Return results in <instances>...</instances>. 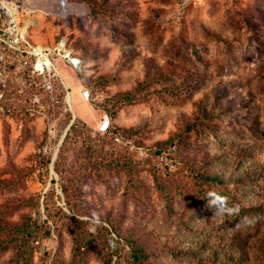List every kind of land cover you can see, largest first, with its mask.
I'll return each instance as SVG.
<instances>
[{"label": "rangeland", "instance_id": "obj_1", "mask_svg": "<svg viewBox=\"0 0 264 264\" xmlns=\"http://www.w3.org/2000/svg\"><path fill=\"white\" fill-rule=\"evenodd\" d=\"M51 1L40 0L31 38L66 37L84 71L59 58L70 87L45 118L0 116V264H117L108 240L118 236L100 216L149 245L155 264H196L172 255L186 237L205 253L236 241L249 256L241 264H264V0H201L184 10L181 0H69L81 13L68 16L45 13ZM82 85L92 88L90 103ZM105 115L144 153L99 132ZM218 153L226 182L194 178L191 166ZM220 186L233 205L263 206L262 227L255 215L218 212L208 196Z\"/></svg>", "mask_w": 264, "mask_h": 264}, {"label": "built area", "instance_id": "obj_2", "mask_svg": "<svg viewBox=\"0 0 264 264\" xmlns=\"http://www.w3.org/2000/svg\"><path fill=\"white\" fill-rule=\"evenodd\" d=\"M200 1L181 0L180 9L197 5ZM51 2L53 5L45 12L47 14L68 16L81 13L77 2ZM41 11L40 0H0V116L9 123L24 124L26 119L45 118L49 108L47 98L55 101L60 86L69 90L70 85L56 63L59 58L66 59L77 76L84 70L83 59L69 48L66 37H62L54 45L31 38L33 27L39 24L37 16ZM80 94L84 102L90 103L94 100L92 90L85 85L81 86ZM111 126L110 116L105 115L97 130L106 133ZM123 138L118 134L115 140L126 145L131 144L132 148L136 147L140 153H144V148ZM47 149L46 145L39 148V151L46 152ZM159 160L174 166L165 152L160 153Z\"/></svg>", "mask_w": 264, "mask_h": 264}, {"label": "trees", "instance_id": "obj_3", "mask_svg": "<svg viewBox=\"0 0 264 264\" xmlns=\"http://www.w3.org/2000/svg\"><path fill=\"white\" fill-rule=\"evenodd\" d=\"M82 58V57H81ZM83 59V58H82ZM84 61V59H83ZM84 71V70H83ZM86 87H89L85 85ZM91 90V86L89 87ZM64 89L60 86L58 88V91L56 93V99H58V96L61 92H63ZM52 100L50 98H47V103L49 104V108L52 106ZM33 118L26 119L25 122H29V120H32ZM76 128V122H74L70 129L67 132V135L64 138V141L60 147L59 151V156L56 160L55 168L57 169L58 172L62 171V156L64 154L65 147L69 141V136L71 133V130ZM113 126H111L110 130L107 131L106 133H112L113 138L115 139L116 135L120 134L124 138V140H128L130 137V134L128 132H118V131H112ZM116 132V133H115ZM103 133V134H106ZM115 133V134H114ZM117 145L122 146L126 148L127 150L128 147L123 143L115 142ZM231 147H235L234 143L231 144ZM226 149V148H225ZM161 149H157L155 152L161 153ZM219 154V153H218ZM146 155V153H145ZM225 155L219 154L215 155L212 158H209L207 160H200L198 164L192 165L191 170L195 171L193 173V177L197 178L199 180H204L208 181L209 183H212L214 185H221L226 182V179L223 178L219 173H218V167L220 166H225ZM61 167V168H60ZM221 188L219 190L213 191L208 197H210L213 201L216 199L217 196L222 197L224 201V208L223 212H228V213H235L237 216H240L243 220H249L253 222V216L255 215L257 217L256 223L259 227H262L263 224V215H261L263 211V206H256V205H247V204H239V205H233L231 200L229 198L231 197V193L224 191L223 187L220 186ZM210 203V201H208ZM68 203V202H67ZM69 205L70 209H73L72 206ZM217 207V206H216ZM60 209H62L60 207ZM63 210V209H62ZM261 210V212H260ZM66 216H69L68 213L65 211L64 212ZM72 218H76L75 215H72ZM100 221H102L100 224L103 225V221H109L110 222V227L111 230L103 225V230L108 233V235L111 234V232L115 233L118 238L116 239L114 236L109 237L108 244L110 248H113L112 252V257L114 255H117V264H155V260H157V257H155L157 254L155 251L150 248L149 245H146L142 240L138 239L135 236L133 237L131 234L123 236L119 232L116 224L107 217H99L98 218ZM251 219V220H250ZM247 222V221H245ZM17 228H15V231ZM74 230V229H73ZM111 232H110V231ZM1 233V232H0ZM18 234L20 232L17 231ZM23 237L25 238L26 235L25 233H22ZM20 235L14 236V237H19ZM14 237L11 239L10 242L13 241ZM121 238L124 239L125 244L128 245V248L125 247V244L121 242ZM0 242L5 241L2 240L4 238L0 237ZM199 241H194L190 240L187 237L183 238L181 241V247L182 251L180 252H172V255H176V257H179V254L181 253L182 257L185 259H188L189 262H194L196 264H241L243 260H246L249 256L246 254V251H241L238 246L237 242L233 241H223L221 245L218 246L216 249H211V252L205 253L204 246L199 245ZM7 247V246H5ZM124 250V252H122ZM246 252V253H245ZM112 259V258H111ZM128 260V262H125ZM25 263V262H24Z\"/></svg>", "mask_w": 264, "mask_h": 264}, {"label": "clouds", "instance_id": "obj_4", "mask_svg": "<svg viewBox=\"0 0 264 264\" xmlns=\"http://www.w3.org/2000/svg\"><path fill=\"white\" fill-rule=\"evenodd\" d=\"M213 205L217 206V211H222L224 208V201L222 197L217 196L216 199L213 201Z\"/></svg>", "mask_w": 264, "mask_h": 264}, {"label": "water", "instance_id": "obj_5", "mask_svg": "<svg viewBox=\"0 0 264 264\" xmlns=\"http://www.w3.org/2000/svg\"><path fill=\"white\" fill-rule=\"evenodd\" d=\"M75 118H76V115H75V113H74V114H73V120H72L71 124L68 126V128L65 130V133L63 134V136H62V138H61V140H60L59 147L62 145V143H63V141H64V138H65V136L67 135V132H68L69 128L71 127V125H72V123H73V121H74ZM58 150H59V148H58ZM58 150H57V155H58ZM53 162H54V160H53Z\"/></svg>", "mask_w": 264, "mask_h": 264}, {"label": "bare ground", "instance_id": "obj_6", "mask_svg": "<svg viewBox=\"0 0 264 264\" xmlns=\"http://www.w3.org/2000/svg\"><path fill=\"white\" fill-rule=\"evenodd\" d=\"M68 97V96H67ZM58 150V149H57ZM56 158H57V153H56Z\"/></svg>", "mask_w": 264, "mask_h": 264}]
</instances>
